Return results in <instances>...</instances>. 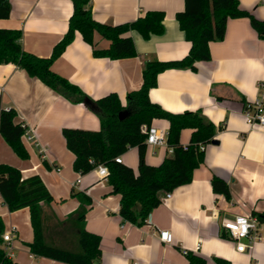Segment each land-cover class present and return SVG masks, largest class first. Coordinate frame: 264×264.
Listing matches in <instances>:
<instances>
[{
  "label": "crops",
  "instance_id": "crops-1",
  "mask_svg": "<svg viewBox=\"0 0 264 264\" xmlns=\"http://www.w3.org/2000/svg\"><path fill=\"white\" fill-rule=\"evenodd\" d=\"M9 19L0 20V29L22 32L21 45L26 52L49 58L54 47L69 29L73 14L70 0H10ZM243 8L264 21V0H240ZM96 21L120 25L137 20L148 11L165 13V32L144 40L132 32L137 57L123 60L96 58L93 48L79 32L53 70L77 85L97 101L111 93L126 105V95L142 87L144 64L152 59L178 61L186 57L191 44L186 41L176 20L185 8V0H92ZM98 49L110 42L95 36ZM211 60L196 64L197 71L171 69L157 77L150 90L151 102L166 111L180 114L202 112L218 129L217 145L206 147L205 161L195 170L193 181L172 192L167 205L161 204L149 216L151 224L137 227L120 216V197L111 194L107 180H98L73 169L75 155L68 150L66 128L99 131L101 122L84 103H73L42 81L30 77L13 64L0 65V108H13L17 122L35 130L36 142L23 137L29 153L20 159L0 135V164L19 169L23 178L37 175L54 198L49 207L60 220L80 207L73 190L89 196L92 205L86 215V228L101 237L102 257L98 264H188L189 253L201 256L208 264L222 258L230 264H264V223L260 239L252 250L238 252L236 242L222 229L224 220L237 215L264 214V127L251 124L243 113V100L256 102L264 85V40L260 39L248 18L231 19L226 37L210 43ZM153 125L168 131L169 123L154 120ZM192 130H183L181 144L186 146ZM41 149L46 152L40 153ZM171 154L168 146H148L146 162L159 166ZM123 164L138 170L137 148L122 156ZM57 168L60 172H57ZM225 180L231 199L216 195L211 181ZM81 179L80 187L73 183ZM164 196V194H163ZM162 196V197H163ZM0 217L12 241L5 244L9 256L19 264H63L32 255L25 245L33 241L29 209L10 212L0 195ZM159 231H169L173 244L160 241Z\"/></svg>",
  "mask_w": 264,
  "mask_h": 264
},
{
  "label": "trees",
  "instance_id": "trees-1",
  "mask_svg": "<svg viewBox=\"0 0 264 264\" xmlns=\"http://www.w3.org/2000/svg\"><path fill=\"white\" fill-rule=\"evenodd\" d=\"M73 14L69 29L54 47L49 58H41L26 52L22 45V32L0 29V65L13 64L30 77L39 79L52 90L73 103H84L100 119L101 129L90 131L66 128L63 137L69 151L75 155L73 169L87 175L98 165L108 168L106 178L111 194L120 197V216L124 222L143 227L150 214L161 204L163 194L193 181L194 172L205 161L206 147L212 144L218 129L202 112L175 114L151 102L149 92L157 86L160 73L171 69L197 71L196 64L211 60L210 43L221 42L227 33L231 19L248 18L260 39L264 40V21L243 8L240 0H185V8L176 14V20L187 42L191 44L186 57L178 61H147L142 70L143 84L137 91L126 95V105L119 96L111 93L97 101L91 100L77 85L53 70L59 59L79 32L83 40L93 48L96 58L123 60L137 57L132 32L144 40L161 36L165 32L163 11H148L137 20L120 25L103 24L95 20L91 10L92 0H70ZM12 12L10 0H0V20L9 19ZM99 34L110 42V47L100 50L95 43ZM253 104L243 100V113L252 110ZM154 120L169 123L167 146L171 154L159 166L146 162V135L142 127H151ZM192 130L189 143L181 144L183 130ZM25 128L17 122L13 108H0V135L22 160L29 158L23 143ZM131 148H137L138 170L116 158ZM216 195L231 199V191L225 180L214 176L211 181ZM0 195L10 212L29 209L33 241L26 243L32 255L63 264H98L101 257V237L86 228V215L92 200L82 192L73 190L72 197L80 202L75 213L64 220L49 210L54 198L37 175L23 178L13 166L0 164ZM261 224L264 214L254 213ZM6 225L0 217V264H19L7 253L3 235ZM188 264H208L207 260L193 253L187 254ZM216 264H230L222 258H214Z\"/></svg>",
  "mask_w": 264,
  "mask_h": 264
},
{
  "label": "built area",
  "instance_id": "built-area-1",
  "mask_svg": "<svg viewBox=\"0 0 264 264\" xmlns=\"http://www.w3.org/2000/svg\"><path fill=\"white\" fill-rule=\"evenodd\" d=\"M263 93L261 98L256 102H251L253 104L252 110H247L244 114L247 120L251 124H258L264 127V85ZM25 128L24 138L29 142H36L35 130L32 127L22 124ZM142 133L146 135V145L147 146H167V131L162 128L152 125L151 127L143 126ZM46 151L41 149L40 153L44 154ZM117 163H122V156L115 159ZM60 172V169H56ZM95 177L98 180H106L108 176V168L105 165L96 166L93 171ZM81 179H77L73 183V188L77 189L80 187ZM172 198V193H165L161 199L162 204L167 205ZM151 224L150 219L145 221V224ZM259 219L251 214L247 215H237L233 220H224L222 222V229L233 239L237 244L238 252H246L252 250L256 242L260 239ZM5 232L3 235V240L5 244H9L12 241V232ZM160 241L165 244H173V238L169 231H159ZM184 255L189 252L183 250Z\"/></svg>",
  "mask_w": 264,
  "mask_h": 264
},
{
  "label": "water",
  "instance_id": "water-1",
  "mask_svg": "<svg viewBox=\"0 0 264 264\" xmlns=\"http://www.w3.org/2000/svg\"><path fill=\"white\" fill-rule=\"evenodd\" d=\"M219 142L217 140H213L212 144L217 145Z\"/></svg>",
  "mask_w": 264,
  "mask_h": 264
}]
</instances>
